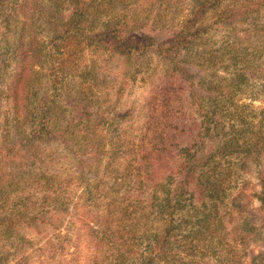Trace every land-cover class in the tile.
I'll return each mask as SVG.
<instances>
[{"label":"rangeland","instance_id":"obj_1","mask_svg":"<svg viewBox=\"0 0 264 264\" xmlns=\"http://www.w3.org/2000/svg\"><path fill=\"white\" fill-rule=\"evenodd\" d=\"M147 1L145 9L153 11V2ZM174 1L178 3L163 2L162 19L170 12L178 19L192 5L190 0ZM138 13L140 18L148 14ZM207 16V21H214L211 13ZM257 21L264 26V7ZM32 22L28 21L30 38L24 40L34 65L32 84L26 85L18 116L0 97V145L27 137L41 120L40 105L47 104L41 140L23 142L20 155L13 157L14 163L25 165V184L4 193L8 208L14 204L19 208V202L35 203L28 216L41 214L42 223L34 222L33 229L23 228L9 238L0 232L1 249L3 245L20 249L9 256V264H120L124 260V264H141L146 257H152L153 264H216L227 251L250 263L253 256L264 254V222L255 210L264 146L263 142L252 146L264 123V45L257 43L256 49L248 50L251 55L259 45L262 49L254 62L245 64L249 81L239 86L234 85L231 70L196 63L193 52L183 55L196 63L187 68L196 78L194 90L207 98L192 97L187 106L195 108L196 115L197 104L209 116L215 111L214 121L219 125L216 128L212 122L209 127L218 130L221 143L224 136L233 145L227 156L219 155L204 169L210 171L211 180L218 181V197L212 192L198 201L187 194L170 213L161 209L168 192L165 182L143 195L149 207L141 208L136 150L146 128L148 94L171 63L148 54L136 58L111 55L97 46H83L75 52L67 41L64 59L71 56L72 60L66 61L62 73L52 76L47 69V43L54 29L46 26L47 21L40 26H31ZM144 22L154 27V18ZM60 23L65 21H53ZM146 32L152 34V29ZM229 33L216 26L210 32L215 35L208 46L217 47V58L239 53L230 42L241 36L231 32L233 37H228ZM158 34L163 37L167 32ZM238 204L241 206L236 207ZM146 214L147 228L142 224ZM247 227L243 232L247 235L249 230H257L250 233L247 244L236 242L232 231L237 235ZM164 232L171 238L161 247L162 252L158 241Z\"/></svg>","mask_w":264,"mask_h":264},{"label":"trees","instance_id":"obj_2","mask_svg":"<svg viewBox=\"0 0 264 264\" xmlns=\"http://www.w3.org/2000/svg\"><path fill=\"white\" fill-rule=\"evenodd\" d=\"M150 1L153 2V11L148 12L143 5L147 0L142 4L139 0H0V97L13 114L18 116L22 112L20 103L24 99L23 94L28 91L26 85L32 84L30 73L34 72V65L24 42L30 38L27 34L28 21H33L31 26H40L43 25L42 21H47L46 26L54 29L50 31L47 43V57L50 58L47 69L52 72V76H57L58 71L62 73V69L68 65L66 61L72 60L71 56L64 59L63 49L67 45L63 44L67 41L74 47L75 52L83 46H97L103 47L111 55L136 58L148 54L169 61L170 68L148 94L146 128L140 136L136 150L140 161L136 182L143 209L149 207L143 195L165 182L163 186L168 188V192L162 200L161 209L171 213L180 207L179 200L187 194L196 196L198 201L212 192L214 197H218V181L211 180L210 171L205 172L204 169L219 158V155L227 156L233 145L232 139L227 140L224 136L220 138L223 142L221 143L217 137L218 130H211L209 127L212 122H215L216 128L219 125L214 121L215 111L209 116L203 110V105L197 104L199 115H196V109L187 106L192 97L207 99L194 90L196 78L187 67H194L198 62L214 63L225 70H231L235 86L248 82V66L245 64L254 62V57L262 51L260 45H264V26L257 21L264 7V0H190L191 7L185 9L187 13L178 19L172 12L166 15V19H162L165 14L160 8L165 0ZM169 1L170 4L178 3ZM136 4L138 5L134 8ZM138 11L148 14L140 18ZM172 11L177 13V9ZM209 13L214 21H207ZM151 18H154V27L144 22ZM53 21L65 23L53 24ZM215 26L216 30L221 28L229 31L228 37H233L231 32L234 37L241 36L230 42L231 48L238 51V54L217 58V47L208 46L215 35L210 34ZM148 28L152 29V34L146 32ZM165 30L167 34L159 37V31ZM257 43H261L259 49L256 53H251L253 56L249 55L248 50L256 49ZM239 45L242 46L241 49ZM190 52L194 53L191 58L196 63L184 58L183 55ZM11 65L13 68L9 71ZM46 108L47 104L40 105L41 120L27 137L17 138L11 144L0 145V232L8 238L14 233L19 235L23 228L33 229L34 222L38 225L42 223L41 214L28 216L35 203L19 202L18 204L22 203L19 208L16 204L8 208L4 193L10 187L19 188L25 184L27 173L22 169L25 165L21 162L14 163L13 157L20 155L18 152L23 142L32 138L41 140L42 131L46 128ZM263 131L264 123L256 133L253 148L262 142L264 146ZM262 167L264 168V160ZM257 198L259 206L255 210L264 222V169L260 176ZM238 206L241 204L236 207ZM148 218L149 214H146L143 217L144 222L140 220L145 228L149 225ZM248 228L237 235L232 231L236 242L247 244L250 233L257 230L254 228L248 231V235L244 234ZM170 238V233L164 232L159 238L158 249L167 244ZM19 250L3 245L0 248V264H9V256ZM124 262L125 260L120 261V264ZM153 263L152 257H146L141 262ZM216 264H264V254L253 256L250 263H245L241 258L237 260L231 251H227L218 258Z\"/></svg>","mask_w":264,"mask_h":264}]
</instances>
